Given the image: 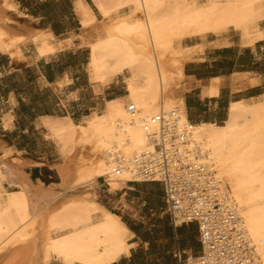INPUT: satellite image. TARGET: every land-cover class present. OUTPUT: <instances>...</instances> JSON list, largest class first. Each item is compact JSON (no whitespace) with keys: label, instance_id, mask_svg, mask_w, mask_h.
Returning <instances> with one entry per match:
<instances>
[{"label":"bare ground","instance_id":"1","mask_svg":"<svg viewBox=\"0 0 264 264\" xmlns=\"http://www.w3.org/2000/svg\"><path fill=\"white\" fill-rule=\"evenodd\" d=\"M91 1L102 20L78 0V48L90 50L95 82L106 84L129 73L126 100L109 101L103 113L80 126L70 119L47 122L65 154L64 162L52 168L58 179L54 186L33 183L31 166L9 168L10 182L0 168V264H113L129 256L134 234L125 223L93 194L77 193L101 178L109 180L112 191L138 181L133 160L152 150L149 134L159 128L152 119H168L171 112L189 141L178 145L180 150L198 146L206 152L226 203L236 210L258 264H264V98L233 104L222 126L194 125L180 92L183 40L235 30L253 45L264 39V0ZM16 9L11 0H0L1 53L22 59V45L30 43L40 56L75 46L74 37L59 44L48 32L14 30L4 21ZM124 9L128 12L122 15ZM7 162L0 157V165Z\"/></svg>","mask_w":264,"mask_h":264},{"label":"crops","instance_id":"2","mask_svg":"<svg viewBox=\"0 0 264 264\" xmlns=\"http://www.w3.org/2000/svg\"><path fill=\"white\" fill-rule=\"evenodd\" d=\"M11 2L17 8L11 15L25 21L24 33L48 32L59 44L74 37L75 46L40 56L30 43L22 45V59L0 52V157L30 165L60 164L64 156L47 122L70 119L80 126L93 114L103 113L109 101L126 100L127 72L106 84L92 80L90 50L78 48V0H34L35 5L29 0ZM83 2L101 21L95 4ZM50 4L57 11L49 12ZM182 47L189 51L182 56L180 92L192 124L222 125L233 104L264 98V39L246 44L239 32L230 30L222 36L187 37ZM106 184L100 186H106L102 193L110 201V212L134 234L130 255L113 264H177V251L184 257L201 253L198 225L173 226L162 184L130 181L114 191Z\"/></svg>","mask_w":264,"mask_h":264},{"label":"built area","instance_id":"3","mask_svg":"<svg viewBox=\"0 0 264 264\" xmlns=\"http://www.w3.org/2000/svg\"><path fill=\"white\" fill-rule=\"evenodd\" d=\"M174 115L152 119L159 125L149 134L152 150L136 156L133 165L138 182L162 184L174 227L198 225L201 253L184 257L177 251V264H258L255 247L245 237L236 210L226 203L227 193L220 190L217 172L206 163V152L198 146L180 150L178 145L188 146L189 141Z\"/></svg>","mask_w":264,"mask_h":264},{"label":"rangeland","instance_id":"4","mask_svg":"<svg viewBox=\"0 0 264 264\" xmlns=\"http://www.w3.org/2000/svg\"><path fill=\"white\" fill-rule=\"evenodd\" d=\"M34 0H29V3L31 4L32 2H33ZM36 1V0H35ZM32 4H36V3H32ZM49 12H55V11H57V8H56V6L55 5H52V4H50L49 6H48V9H47ZM122 12V13H121ZM121 14L123 15V14H125L124 12L125 11H123V10H121ZM28 12H24V14H27ZM10 15H8L7 16V18L5 19V23L8 25V26H10L11 28H13L14 30H16L17 29V31H19L20 30V32H23V30H24V28H25V26L24 25H22L25 21H22L21 19H19V18H17V16H12L11 15V13H9ZM20 15H22L21 13H20ZM13 22V23H12ZM22 28V29H21ZM126 77H128L129 76V73L127 72L126 73ZM124 80H125V78H124ZM125 85H126V82H125ZM50 137H51V135H50ZM52 138V137H51ZM53 139V138H52ZM55 140V139H54ZM56 141V140H55ZM57 142V141H56ZM58 144V143H57ZM59 145V144H58ZM60 146V145H59ZM60 151H61V153L64 155V159H65V154L63 153V151H62V149H61V147H60ZM64 162V161H63ZM62 162V163H63ZM8 163V165L7 166H9L8 167V169L4 166V165H0V168H1V170H2V172H6L7 170H9V168H11V167H20V168H22V169H26L27 168V166H31V168H32V170H35V169H44V168H49V169H52L54 166H56V165H59V163L58 162H50V164H47V165H30L29 164V162H23V161H20V160H14V161H8L7 162ZM11 163V164H10ZM15 163V164H14ZM62 163H60V164H62ZM28 164V165H27ZM3 166V167H2ZM52 167V168H51ZM3 168V169H2ZM5 169V170H4ZM53 170V169H52ZM6 175H7V178L8 177H10L11 176V174H10V171H7L6 173H5ZM10 174V175H9ZM51 178V177H50ZM7 181L8 182H10V181H14V177H13V175L10 177V179L8 180L7 179ZM31 181L33 182V183H36L37 181H41V179L40 178H36V179H32V176H31ZM41 182H43V181H41ZM106 182H107V184L109 185V187L110 188H112L111 187V183L109 182V180L107 179V178H101V179H99L98 180V182L96 183V185L93 187V188H90V189H84V190H80V191H78V193H77V195H79V194H82L83 192L85 193V192H88V193H90V194H93V197H94V199H95V201L96 202H99L100 204H102V205H104L106 208H109V210H110V201H109V199H107V196H106V194H104V193H102V190H106V186H103V187H101L100 186V184H106ZM47 187H50V186H54L55 184H57L56 182H52V181H50L49 183H46V182H43ZM106 184V185H107ZM125 186V185H124ZM124 186H122V187H124ZM121 187V188H122ZM120 188V189H121ZM119 190V189H118ZM195 256V255H194Z\"/></svg>","mask_w":264,"mask_h":264},{"label":"water","instance_id":"5","mask_svg":"<svg viewBox=\"0 0 264 264\" xmlns=\"http://www.w3.org/2000/svg\"><path fill=\"white\" fill-rule=\"evenodd\" d=\"M51 177V178H50ZM40 178L41 181L49 183L58 181L55 171L49 168L32 170V179Z\"/></svg>","mask_w":264,"mask_h":264},{"label":"trees","instance_id":"6","mask_svg":"<svg viewBox=\"0 0 264 264\" xmlns=\"http://www.w3.org/2000/svg\"><path fill=\"white\" fill-rule=\"evenodd\" d=\"M223 125V124H222ZM222 125H219V126H222ZM104 206V205H103ZM105 207V206H104ZM109 210V209H108ZM110 211V210H109ZM115 214V213H114ZM130 229L131 230H134L133 227L130 225Z\"/></svg>","mask_w":264,"mask_h":264}]
</instances>
